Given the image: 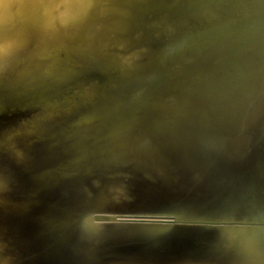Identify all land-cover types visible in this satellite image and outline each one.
<instances>
[{
	"label": "water",
	"instance_id": "obj_1",
	"mask_svg": "<svg viewBox=\"0 0 264 264\" xmlns=\"http://www.w3.org/2000/svg\"><path fill=\"white\" fill-rule=\"evenodd\" d=\"M0 264H264V0H0Z\"/></svg>",
	"mask_w": 264,
	"mask_h": 264
},
{
	"label": "clouds",
	"instance_id": "obj_2",
	"mask_svg": "<svg viewBox=\"0 0 264 264\" xmlns=\"http://www.w3.org/2000/svg\"><path fill=\"white\" fill-rule=\"evenodd\" d=\"M149 222H152L151 218H149ZM154 222L161 225L171 226L174 223V220L172 218H156Z\"/></svg>",
	"mask_w": 264,
	"mask_h": 264
}]
</instances>
